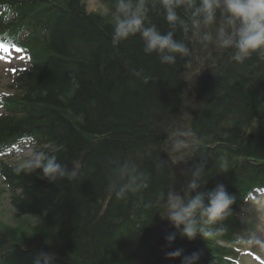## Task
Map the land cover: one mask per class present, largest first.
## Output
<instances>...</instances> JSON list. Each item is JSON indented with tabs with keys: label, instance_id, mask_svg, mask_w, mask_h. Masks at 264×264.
<instances>
[{
	"label": "trees",
	"instance_id": "1",
	"mask_svg": "<svg viewBox=\"0 0 264 264\" xmlns=\"http://www.w3.org/2000/svg\"><path fill=\"white\" fill-rule=\"evenodd\" d=\"M100 1L106 14L89 13L84 0H0V37L25 49L30 66L16 73L13 94L0 96V154L32 138L38 151L81 172L50 183L0 159L17 218L40 222L31 230L0 224V264H36L42 253L50 264H181L165 257V236L175 229L160 216L161 194L179 189L181 170L204 159L209 176L201 190L223 183L236 197L233 216L219 237L177 235L173 248L199 253L198 264H235L240 209L264 189V56L237 63L231 50L193 37L185 41L189 57L162 65L144 54L138 36L113 47L114 0ZM149 19L168 30L159 11ZM178 140L190 143L179 152ZM127 162L150 179L118 200L110 185Z\"/></svg>",
	"mask_w": 264,
	"mask_h": 264
},
{
	"label": "clouds",
	"instance_id": "2",
	"mask_svg": "<svg viewBox=\"0 0 264 264\" xmlns=\"http://www.w3.org/2000/svg\"><path fill=\"white\" fill-rule=\"evenodd\" d=\"M153 11H159L167 22L166 32L151 23L149 13ZM109 23L114 48L138 36L144 54L157 56L162 65H176L178 60L189 57L190 48L185 41L193 37L204 47L231 50V58L237 63H244L254 54L264 56V0H114ZM177 33L183 38H178ZM141 71L134 74L140 76ZM148 80L145 75L144 83ZM25 155L27 158H23ZM19 159L21 162L14 169L17 174H37L50 183L75 181L81 175L78 164L69 169L56 155L44 151L22 153ZM227 170V163L221 161L219 173ZM181 175L185 180L179 189L174 186L161 194L160 216L175 229L165 236L170 249L165 257L180 260L181 264H198L199 253L185 254L183 248H173L177 235L189 241L219 237L227 231L226 221L233 216L236 197L223 183L201 190L209 176L206 159L182 169ZM149 179L137 165L127 162L114 170L110 189L118 200L125 199L148 187ZM41 255L43 261L38 259L36 264H50L52 257Z\"/></svg>",
	"mask_w": 264,
	"mask_h": 264
},
{
	"label": "rangeland",
	"instance_id": "3",
	"mask_svg": "<svg viewBox=\"0 0 264 264\" xmlns=\"http://www.w3.org/2000/svg\"><path fill=\"white\" fill-rule=\"evenodd\" d=\"M84 4L87 7L89 13L97 12L106 14L107 8L100 0H84ZM8 54V55H7ZM10 55V57H9ZM17 54L9 51L6 53L0 49V93H12L13 81L16 80V71L18 68H26L23 61H20ZM190 142L183 143L178 140L175 144V150L181 152L186 149V146ZM172 146V147H173ZM23 152L24 154H27ZM18 157H11L9 162L18 166L21 162ZM23 158H27L25 155ZM0 224L8 227H28L34 229L40 222L36 219L17 218V211L10 206V200L8 195L0 184ZM239 217L245 225V230L242 235H239L238 249H240L239 263L238 264H264V194L259 193L254 197H251L243 208L240 210Z\"/></svg>",
	"mask_w": 264,
	"mask_h": 264
}]
</instances>
